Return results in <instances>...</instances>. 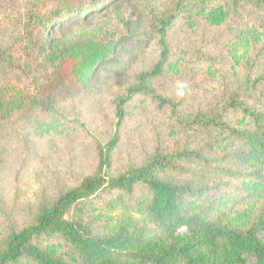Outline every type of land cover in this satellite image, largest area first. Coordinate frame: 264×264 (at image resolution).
Returning <instances> with one entry per match:
<instances>
[{"label": "rangeland", "instance_id": "374dc122", "mask_svg": "<svg viewBox=\"0 0 264 264\" xmlns=\"http://www.w3.org/2000/svg\"><path fill=\"white\" fill-rule=\"evenodd\" d=\"M88 2L36 0L30 5L29 0H0V46L8 44L11 56L25 63L22 71L15 69L5 76L4 86L10 90V99L26 101V109L0 123V251L13 231L36 223L41 205L53 203L79 187L84 178L94 176L97 142L106 144L114 130L112 100L159 59V30L173 14L176 0H116L76 26L48 32L37 22L28 26L30 8L41 18L69 7L84 12ZM186 16L180 15L166 32L171 58L178 65L155 85L175 102L184 99L183 115L192 118L207 110L212 95L223 87L239 84L245 66L253 60L264 66V32L248 22ZM198 54L220 60L222 67H188L185 60ZM256 66L253 71L261 72ZM220 73L227 76L226 83ZM42 99L67 119L62 132L37 131L34 121L40 114L31 104ZM123 134L113 156L111 177L142 166L159 150L169 157L180 152L200 154L211 166L181 160L191 175L167 171L159 173L160 177L175 184L192 182L197 190L205 191L206 200L195 206L198 211L253 210L250 188L232 175L241 167L237 159L241 149L231 140L217 133L185 131L146 98L128 108ZM151 198L145 187L133 195L104 194L73 206L67 219L87 224L98 235L115 232L127 223L156 231L143 214ZM37 245L67 264L82 263L81 256L58 237L44 238ZM20 264L34 263L24 260Z\"/></svg>", "mask_w": 264, "mask_h": 264}, {"label": "trees", "instance_id": "16d2710c", "mask_svg": "<svg viewBox=\"0 0 264 264\" xmlns=\"http://www.w3.org/2000/svg\"><path fill=\"white\" fill-rule=\"evenodd\" d=\"M29 1L33 5L36 0ZM89 1L84 12L77 13L78 10L69 7L41 18L30 8L28 26L37 22L46 32L76 26L116 2ZM185 13L190 19L204 16L248 22L264 32V0H176L173 14L165 18L159 30V59L152 68L140 71L135 81L112 100L114 130L106 144L97 142L94 176L84 178L79 187L60 195L53 203L41 205L35 224L13 231L0 251V264H20L24 260L34 264H67L37 245L49 237L62 239L81 256V264H264V66L253 60L245 66L247 71L239 84L225 86L212 95L207 110L192 118L183 115L184 99L175 102L163 95L155 83L178 65L171 58L166 32ZM44 46L45 41L41 42V48ZM9 47L4 43L0 46V123L17 114L16 111L26 109V101L10 99V90L4 86L3 80L10 71H22L25 67L24 61L21 64V59L11 56ZM185 63L193 69L222 67L220 60L204 54L193 55ZM254 66L257 70L261 68V72L253 71ZM220 76L224 83L227 76L225 73ZM139 98L149 99L160 113L185 131L217 133L237 144L241 149L237 155L241 167L232 175L250 188L249 203L253 210L216 214L198 211L195 206L206 200L205 191L197 190L192 182L175 184L160 177L159 173L167 171L191 175L192 171L180 165L181 160L194 159L211 166V161L200 154L180 152L169 157L159 150L142 166L111 177L109 172L124 135L128 108ZM31 106L40 114L34 121L39 133H60L66 128L68 121L62 111L46 100H36ZM140 187L152 193L143 214L156 231L127 223L115 232L98 235L87 224L67 219L68 211L80 202L114 192L133 195ZM1 193L0 188L3 215Z\"/></svg>", "mask_w": 264, "mask_h": 264}, {"label": "clouds", "instance_id": "9594fccd", "mask_svg": "<svg viewBox=\"0 0 264 264\" xmlns=\"http://www.w3.org/2000/svg\"><path fill=\"white\" fill-rule=\"evenodd\" d=\"M178 94H182V93H178Z\"/></svg>", "mask_w": 264, "mask_h": 264}]
</instances>
